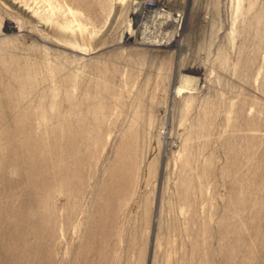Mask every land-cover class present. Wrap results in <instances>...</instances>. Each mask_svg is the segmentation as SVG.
Instances as JSON below:
<instances>
[{"label": "rangeland", "instance_id": "1", "mask_svg": "<svg viewBox=\"0 0 264 264\" xmlns=\"http://www.w3.org/2000/svg\"><path fill=\"white\" fill-rule=\"evenodd\" d=\"M0 264H264V0H0Z\"/></svg>", "mask_w": 264, "mask_h": 264}]
</instances>
